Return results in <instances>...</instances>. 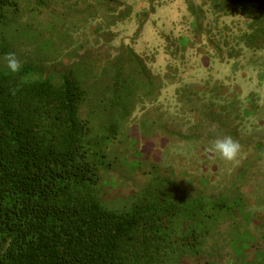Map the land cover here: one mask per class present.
Listing matches in <instances>:
<instances>
[{"label":"trees","instance_id":"16d2710c","mask_svg":"<svg viewBox=\"0 0 264 264\" xmlns=\"http://www.w3.org/2000/svg\"><path fill=\"white\" fill-rule=\"evenodd\" d=\"M202 6L236 24L231 38L238 48L227 47V59L264 51V0H203ZM132 15L126 0H0V264H183L201 255L212 264L203 248L222 230L264 236V200L248 197L254 184L264 191V132L253 142L239 138L233 125L256 116L253 93L231 119L240 111L237 86L210 87L206 79L176 91L191 123L169 136L195 144L205 161L217 137L231 136L244 156L237 166L219 161L218 181L215 165L204 177L190 175L188 196L180 177L153 158L155 146L143 150L168 127L157 104L164 87L178 82L153 75L147 54L134 50L139 26L132 44L110 46L112 30ZM190 16L194 23L185 29L194 41L178 34L168 55L181 64L189 51L210 62L206 46L217 57L227 41L220 35L203 44L199 16L193 9ZM230 29L224 26L225 35ZM7 53L21 61L18 73L7 68ZM127 152L151 161L145 184L111 208L102 200L104 183L118 179L112 173L125 168L120 160H128ZM215 181L222 183L217 192ZM243 193L249 208L238 215Z\"/></svg>","mask_w":264,"mask_h":264},{"label":"rangeland","instance_id":"374dc122","mask_svg":"<svg viewBox=\"0 0 264 264\" xmlns=\"http://www.w3.org/2000/svg\"><path fill=\"white\" fill-rule=\"evenodd\" d=\"M126 1L132 6L133 15L128 21L112 30L115 38L110 46L116 47L121 41L125 42V40L126 43L130 42L139 26L140 30L135 36L136 40L133 41L135 44L132 46L134 50L140 54H147L150 62H153L150 66L153 75L161 79L168 74L171 75V79L174 82H178L177 84L164 87L157 104L158 111L168 118L169 121L168 127L164 129L167 135L165 137L169 138V142L167 143L165 137L162 136L164 132H161L143 150L147 152L155 146L153 158L160 160L162 170L165 171L167 169L170 171L169 174H177L180 177V188L191 197L193 190L190 186L189 177L193 175L195 178L204 177V174H208L206 168L215 165L217 168L215 172L216 181H218L224 175V166L219 163L222 158L218 154L210 155V158L206 161L200 160V151L195 144L177 142L175 137L169 136L178 129H186L191 123L189 114L184 113L183 107L177 103L175 93L183 85H202L206 79L210 80V87L214 83H219L222 86L226 85L231 91L233 86H237L240 89V111H236L234 116H231V119L235 115L240 114L242 104H245L246 96L249 93H253L256 103V116L244 119L241 122L234 120L233 125L237 126L239 138H250L249 140L254 142L257 140L256 137L259 134L263 135L264 132V51L250 52L241 50L231 59H227V47L234 46V48H238L233 42L234 39L232 40L231 38V35L236 34V24L231 22L229 18L215 19L208 8L202 6L203 0ZM150 7H153L151 13H149ZM199 7H201L200 12H198ZM191 9L199 16L200 40L203 44L206 43L208 37H212L214 42H218V39L222 38H219L220 35L225 37L224 42L227 41L228 46L223 45L225 48H222V54L217 57L213 46H206L209 54H213L214 60L212 59L210 62H206L204 58L198 55L194 56V53L191 54L189 51L181 64L173 61L168 55V49H174L175 43L178 42V34H183V39L186 41H194L195 36L189 29H185L186 27L190 28V24L194 23V18L190 16ZM225 25L231 28L226 35L225 31H223ZM219 43L222 46V43ZM163 54L165 57L161 56ZM165 143H167V146L163 147ZM126 154L128 160L125 158L120 160V164L125 166V168L119 169V174L118 172L112 173L118 179L111 177L104 183L102 200L111 208H119L126 203L132 192L140 190L145 184L144 173L149 169L147 166H149L148 163L151 161L142 162L143 157L140 158L137 155L132 157L129 152ZM243 158L244 156L240 153L234 161L230 162V165L237 166L241 164ZM202 167H204L203 174L201 173ZM210 170L212 169L210 168ZM216 181L212 185L217 192L222 183L217 185ZM216 192L210 191V193ZM256 196L262 197L264 200V191L260 192L256 184H254V186L252 185V191L248 193V197L256 201ZM246 197L247 195L243 193L242 206L237 209L238 215L242 213L243 207L247 206ZM257 207L259 206L257 205ZM220 234L219 238L215 239L216 241H209L206 244L207 246L203 248V253L208 252L212 255L210 263L256 264L263 260L264 239L262 237L264 236L254 234L251 229L248 231L245 228L232 233L222 230ZM201 257H190L183 264H205L206 259L202 255ZM174 264H180V262L178 261Z\"/></svg>","mask_w":264,"mask_h":264},{"label":"clouds","instance_id":"9594fccd","mask_svg":"<svg viewBox=\"0 0 264 264\" xmlns=\"http://www.w3.org/2000/svg\"><path fill=\"white\" fill-rule=\"evenodd\" d=\"M6 62L7 68L12 73H18L21 70L22 63L18 59L15 53H7L3 57ZM22 83H28V78L25 77L21 81ZM15 89H13V94H15ZM216 126L214 125L210 131L215 132ZM209 153L218 154L223 160L227 162L234 161L241 152V145L237 140L231 136L217 137L213 142L212 146L208 149Z\"/></svg>","mask_w":264,"mask_h":264}]
</instances>
